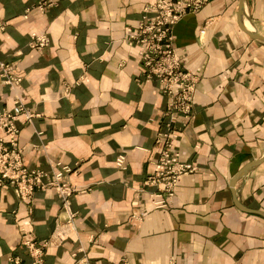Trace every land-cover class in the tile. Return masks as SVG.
Segmentation results:
<instances>
[{"label":"crops","instance_id":"crops-1","mask_svg":"<svg viewBox=\"0 0 264 264\" xmlns=\"http://www.w3.org/2000/svg\"><path fill=\"white\" fill-rule=\"evenodd\" d=\"M44 1L0 0V62L20 78L14 91L0 81V108L19 98L34 115L17 122L26 166L68 167L74 192L64 209L51 189L26 201L0 189V264H33L28 244L41 264H264V160L231 188L264 156V40L245 31L264 37V0L241 13L240 0H207L173 27L197 84L172 140L196 169L172 195L145 184L168 97L129 38L156 0Z\"/></svg>","mask_w":264,"mask_h":264},{"label":"built area","instance_id":"built-area-1","mask_svg":"<svg viewBox=\"0 0 264 264\" xmlns=\"http://www.w3.org/2000/svg\"><path fill=\"white\" fill-rule=\"evenodd\" d=\"M207 0H156L146 9L152 18L139 24L137 31L130 34V39L139 48L142 70L147 77L158 80L161 91L167 95L168 103L164 111L167 121L159 130L155 144L159 146L158 165L160 170L145 179V184L159 187L160 192L173 193V187L182 174L195 171V166L180 162L178 152L172 146V140L179 129L186 126L193 118L194 92L197 77L185 69L179 51L174 44L173 27L189 12L199 10ZM43 3L52 4V0ZM1 29V27H0ZM203 33V30H201ZM31 47L46 44L44 37L31 34ZM11 65L0 62V81L14 91L20 78L12 72ZM23 117L31 121L34 115L16 98L11 109L0 108V189L14 187L21 200H30L35 190H54L60 198L61 206L67 209L74 190L66 182L65 176L70 171L66 166L50 165V170L29 168L24 161V154L18 145V120ZM180 125V126H179ZM119 169H125V156L120 154L115 160ZM159 206L162 201L156 202ZM139 217H142L140 214ZM29 243V241H27ZM33 264H41L43 254L33 244H28ZM19 264L18 261L15 262ZM81 264H85L82 261ZM125 264V263H123Z\"/></svg>","mask_w":264,"mask_h":264},{"label":"water","instance_id":"water-1","mask_svg":"<svg viewBox=\"0 0 264 264\" xmlns=\"http://www.w3.org/2000/svg\"><path fill=\"white\" fill-rule=\"evenodd\" d=\"M242 3H243V0H240L239 1V11L240 13L242 12ZM248 34H250L252 37H256V38H260L262 40H264V37L259 35V34H256L255 32H251V31H248V30H245ZM264 160V156H262L260 159L256 160V161H253V162H250L248 163L243 169H241L234 177L233 179L231 180V188L232 190L234 189V185H235V182L237 180V178L249 167V166H252L254 164H257L261 161ZM259 214L263 215L264 216V213L263 212H258Z\"/></svg>","mask_w":264,"mask_h":264},{"label":"rangeland","instance_id":"rangeland-1","mask_svg":"<svg viewBox=\"0 0 264 264\" xmlns=\"http://www.w3.org/2000/svg\"><path fill=\"white\" fill-rule=\"evenodd\" d=\"M12 107H13V106H12ZM12 107H11V108H12ZM6 109H7V108H6ZM37 190H38V189H37ZM39 190H40V189H39ZM48 190H49V189H48ZM51 190H52V189H51ZM34 192H35V191H34Z\"/></svg>","mask_w":264,"mask_h":264}]
</instances>
